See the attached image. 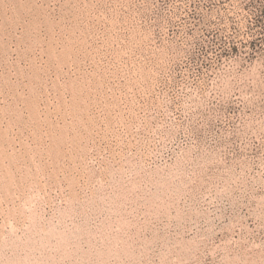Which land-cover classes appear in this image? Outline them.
Listing matches in <instances>:
<instances>
[{"label": "rangeland", "instance_id": "rangeland-1", "mask_svg": "<svg viewBox=\"0 0 264 264\" xmlns=\"http://www.w3.org/2000/svg\"><path fill=\"white\" fill-rule=\"evenodd\" d=\"M0 264H264V0H0Z\"/></svg>", "mask_w": 264, "mask_h": 264}]
</instances>
